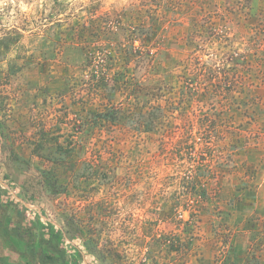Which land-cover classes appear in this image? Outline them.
I'll return each mask as SVG.
<instances>
[{
  "label": "rangeland",
  "instance_id": "1",
  "mask_svg": "<svg viewBox=\"0 0 264 264\" xmlns=\"http://www.w3.org/2000/svg\"><path fill=\"white\" fill-rule=\"evenodd\" d=\"M0 264H264V0H0Z\"/></svg>",
  "mask_w": 264,
  "mask_h": 264
},
{
  "label": "trees",
  "instance_id": "2",
  "mask_svg": "<svg viewBox=\"0 0 264 264\" xmlns=\"http://www.w3.org/2000/svg\"><path fill=\"white\" fill-rule=\"evenodd\" d=\"M105 116H107V118H111L112 121H116L118 116H119V111L118 110H110Z\"/></svg>",
  "mask_w": 264,
  "mask_h": 264
}]
</instances>
